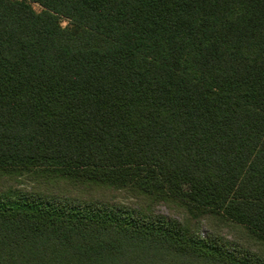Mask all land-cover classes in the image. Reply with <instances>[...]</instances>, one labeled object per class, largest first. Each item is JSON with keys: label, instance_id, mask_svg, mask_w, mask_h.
<instances>
[{"label": "trees", "instance_id": "trees-1", "mask_svg": "<svg viewBox=\"0 0 264 264\" xmlns=\"http://www.w3.org/2000/svg\"><path fill=\"white\" fill-rule=\"evenodd\" d=\"M0 264H264V0H0Z\"/></svg>", "mask_w": 264, "mask_h": 264}, {"label": "rangeland", "instance_id": "rangeland-1", "mask_svg": "<svg viewBox=\"0 0 264 264\" xmlns=\"http://www.w3.org/2000/svg\"><path fill=\"white\" fill-rule=\"evenodd\" d=\"M67 20L66 19H63L62 20V24L63 25H66L67 24ZM160 210L161 211H164L165 213H167V214H170L171 216H173V217H182V212H181V210L180 209H178V208H173V209H168L166 206H161L160 207ZM208 228V226H203L202 227V230L203 231H205L206 229ZM205 232H203V234H204ZM237 234V233H236ZM224 235L225 236H227L229 239H234L235 238V234L231 231V230H229V229H226V231H224Z\"/></svg>", "mask_w": 264, "mask_h": 264}]
</instances>
